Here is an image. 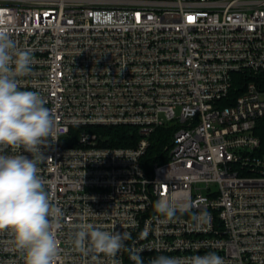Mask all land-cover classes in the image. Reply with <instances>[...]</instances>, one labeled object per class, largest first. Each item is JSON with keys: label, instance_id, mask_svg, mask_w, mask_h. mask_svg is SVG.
<instances>
[{"label": "built area", "instance_id": "obj_1", "mask_svg": "<svg viewBox=\"0 0 264 264\" xmlns=\"http://www.w3.org/2000/svg\"><path fill=\"white\" fill-rule=\"evenodd\" d=\"M0 27L32 57L20 88L55 118L38 167L64 214L57 264H264V0H0ZM121 126L139 130L134 147L96 132ZM164 127L166 160L150 164ZM81 224L129 239L115 257L85 256ZM13 239L0 231V264H24Z\"/></svg>", "mask_w": 264, "mask_h": 264}, {"label": "clouds", "instance_id": "obj_2", "mask_svg": "<svg viewBox=\"0 0 264 264\" xmlns=\"http://www.w3.org/2000/svg\"><path fill=\"white\" fill-rule=\"evenodd\" d=\"M31 54L17 46L6 28L0 27V231L7 230L23 253L24 264H57L62 210L52 203L39 175L38 165L46 160L41 146L56 131L52 111L45 99L34 91L22 90L17 77L30 71ZM11 148L16 154H5ZM23 149V152H19ZM31 153V158L23 153ZM50 158V157H49ZM48 159V158H47ZM167 217L176 207L168 197L154 204ZM129 239L128 233L105 231L92 224H81L73 234L75 248L89 253L115 257ZM95 259V256L93 257ZM143 264L138 253L131 257ZM149 264H225L215 253L187 258L158 256Z\"/></svg>", "mask_w": 264, "mask_h": 264}, {"label": "trees", "instance_id": "obj_3", "mask_svg": "<svg viewBox=\"0 0 264 264\" xmlns=\"http://www.w3.org/2000/svg\"><path fill=\"white\" fill-rule=\"evenodd\" d=\"M96 132L102 136L103 144L109 147L131 148L140 140L139 130L135 127L98 128ZM173 133L172 127L159 128L154 132L145 158L148 163H163L166 160L165 150L171 143Z\"/></svg>", "mask_w": 264, "mask_h": 264}, {"label": "snow or ice", "instance_id": "obj_4", "mask_svg": "<svg viewBox=\"0 0 264 264\" xmlns=\"http://www.w3.org/2000/svg\"><path fill=\"white\" fill-rule=\"evenodd\" d=\"M188 19L191 22L194 18L193 17H188Z\"/></svg>", "mask_w": 264, "mask_h": 264}]
</instances>
